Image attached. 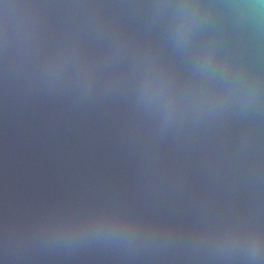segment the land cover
<instances>
[{"label":"water","instance_id":"water-1","mask_svg":"<svg viewBox=\"0 0 264 264\" xmlns=\"http://www.w3.org/2000/svg\"><path fill=\"white\" fill-rule=\"evenodd\" d=\"M259 2L0 0V264H254Z\"/></svg>","mask_w":264,"mask_h":264},{"label":"clouds","instance_id":"clouds-1","mask_svg":"<svg viewBox=\"0 0 264 264\" xmlns=\"http://www.w3.org/2000/svg\"><path fill=\"white\" fill-rule=\"evenodd\" d=\"M248 10L249 17L256 23H259L262 18H264V0H260L259 3H247L242 6ZM9 29V20L5 16L4 19V30L7 34ZM259 90V85L254 83L249 86L246 92V98L252 102L257 98ZM264 246V237H262L258 232L254 233L253 242L243 250L242 258L249 262H260L264 264V257L261 256V247Z\"/></svg>","mask_w":264,"mask_h":264}]
</instances>
